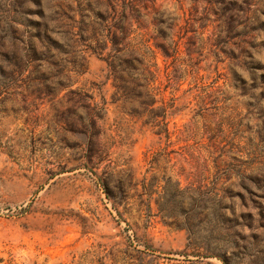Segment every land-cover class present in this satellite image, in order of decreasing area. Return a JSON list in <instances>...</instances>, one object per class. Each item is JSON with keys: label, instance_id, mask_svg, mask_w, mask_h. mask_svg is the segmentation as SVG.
<instances>
[{"label": "rangeland", "instance_id": "obj_1", "mask_svg": "<svg viewBox=\"0 0 264 264\" xmlns=\"http://www.w3.org/2000/svg\"><path fill=\"white\" fill-rule=\"evenodd\" d=\"M0 264H264V0H0Z\"/></svg>", "mask_w": 264, "mask_h": 264}, {"label": "trees", "instance_id": "obj_2", "mask_svg": "<svg viewBox=\"0 0 264 264\" xmlns=\"http://www.w3.org/2000/svg\"><path fill=\"white\" fill-rule=\"evenodd\" d=\"M149 88H150V87H147V88H146V91H148L147 89H149Z\"/></svg>", "mask_w": 264, "mask_h": 264}]
</instances>
